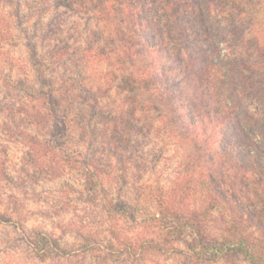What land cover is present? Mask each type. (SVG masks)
Returning a JSON list of instances; mask_svg holds the SVG:
<instances>
[{
  "label": "trees",
  "instance_id": "trees-1",
  "mask_svg": "<svg viewBox=\"0 0 264 264\" xmlns=\"http://www.w3.org/2000/svg\"><path fill=\"white\" fill-rule=\"evenodd\" d=\"M6 1L0 0V6ZM111 2L128 8L132 22L128 23L129 34L125 38H129L133 45L130 54L129 47L123 44L102 52L99 64L108 68L101 75L107 79L105 91L108 92L118 80L129 93H134L139 85L149 80L153 86L146 97H128L127 107L117 114L101 111L95 96L76 106L73 113L76 116L82 113L79 118L83 127L87 126L96 133L98 130L109 145L114 139L111 146L114 165H111L110 155L106 159L99 154L92 156L93 169L84 165V158L79 161L83 167L84 186L88 192L98 194L96 186H102L103 179L112 184L113 180L124 178L118 170H125L124 157L130 147V133L137 126L139 117L136 115L143 113L146 119L150 118L148 111L157 109L156 98L160 99V105L162 100L174 105L173 113L179 120L184 141L188 140L187 145L191 148V152L183 154L177 164L184 167L191 160L194 172H186L185 181L190 186L187 188L184 184L180 187L185 195L173 190L174 195L163 196L164 186H157L159 189L155 194L152 186L150 198L157 209L141 220H135L127 201L106 198L102 208L104 205L103 213L110 222V236L105 243L106 255L101 258L119 253L125 257V264H134L130 256L139 261L141 258L135 264H143L147 254L173 253L200 264H210L229 262L230 257L239 254L247 264H264L261 250L264 246V44L255 40L250 54L239 53L238 45L248 41L243 35H237V22L225 17L218 19L209 6L196 0ZM99 15L101 19L112 18L102 11ZM0 19L4 32L10 37V24L6 25L2 17ZM121 22L126 24V21ZM26 46L29 62L40 63L35 44L28 42ZM157 47L165 53L175 74L169 75L164 65L148 60L144 49ZM125 48L127 52L122 51ZM133 49L137 53L141 51L144 62L138 72H134L138 64ZM254 54L257 55L254 60L245 58ZM41 70L37 79L41 87L34 92L25 89L26 77L18 79L17 86L23 90H20L22 94L11 115L19 114V118H24L25 124L31 127L46 126L38 136L24 130L15 131V136L28 146L31 161L48 171L44 173L51 177L61 171V161L68 164L76 161L62 150L68 143L66 137L72 120L66 118L72 107H67L66 100L56 95L59 87L55 80H48ZM251 73L258 76L254 79ZM181 84H185L189 92H194L180 95ZM219 88L226 92H219ZM163 117V114L159 116L160 119ZM144 128L141 132L146 135L149 128L145 124ZM108 132L111 133L109 136ZM108 163L112 166L109 171L100 168ZM136 165L138 170L142 167L147 171L150 167L143 162L142 166ZM198 186L203 188L205 201L197 205L194 198L188 205L187 191L193 195ZM220 205V215L214 221L211 207L219 208ZM125 216L138 221L136 225L142 223V228L146 225L143 231L130 235L129 232H120L119 224L125 221ZM180 240L185 249L179 246L177 241Z\"/></svg>",
  "mask_w": 264,
  "mask_h": 264
},
{
  "label": "rangeland",
  "instance_id": "rangeland-1",
  "mask_svg": "<svg viewBox=\"0 0 264 264\" xmlns=\"http://www.w3.org/2000/svg\"><path fill=\"white\" fill-rule=\"evenodd\" d=\"M196 1L209 6L218 19L225 17L237 22V35H243L248 41L238 45L239 53L250 54L255 40L264 44V0ZM99 11L108 13L112 18L101 19ZM1 17L6 25L10 24V37L4 32L0 19V264H125L123 254L101 258L106 255L105 243L110 236V222L103 213L104 205L102 208L105 199L114 197L127 201L135 220H141L157 209L150 198L152 186L155 194L159 189L157 186L165 187L161 188L163 196L173 194V190L184 194L180 187L184 184L187 188L190 186L185 181L186 172H194L191 160L184 167L177 164L183 154L191 152V148L187 145L188 140L184 141L179 120L173 113L174 105L164 100L160 105V99L156 98L157 109L148 111L150 118L146 119L143 113L136 115L139 117L137 126L130 133V147L124 155L126 171L118 168V174H124V178L119 177L112 184L103 179V185L96 186L98 194L88 192L84 186L86 182L79 161L84 158V165L92 168V156L99 154L106 159L110 155L111 165H114L115 158L111 156L114 139L109 145L98 130L96 133L87 126L83 127L79 118L82 113L77 116L73 113L76 106L95 96L101 111L117 114L127 107L128 97H146L153 86L149 80L139 85L132 95L123 89L118 80L119 83L105 91L107 79L101 75L108 68L99 64L102 52H109L114 46L123 44L129 47L130 54L133 45L129 38H125L129 34L128 23L132 22L128 8L114 5L111 0H7L1 3ZM121 21H126V24ZM28 42L35 44L40 63L29 62ZM144 50L149 61L164 65L169 75L175 74L161 48ZM122 51L127 52V48ZM133 52L138 64L134 72H138L144 67L142 53L134 49ZM256 57L254 54L245 58L254 60ZM39 69L48 80H55V85L59 87L56 95L66 100L67 107H72L66 118L72 120L66 137L68 143L62 150L76 161L70 164L61 161V171L51 177L45 175L48 171L31 161L28 146L15 136V131L19 130L38 136L46 126L31 127L25 124L24 118H19V114L11 115L22 94L20 90H23V87L17 86L18 79L26 77L25 89L34 92L41 87L37 81ZM251 76L255 79L258 75L251 73ZM179 89L180 95L194 92H189L185 84H181ZM222 89L218 91L226 92ZM69 102L72 104L69 105ZM84 104L82 106L88 107ZM161 114L164 117L160 119ZM144 124L149 128L146 135L142 133ZM8 127L9 130L6 129ZM106 134L109 136L111 133ZM142 162L150 166L147 171L142 167L136 169V164L142 166ZM110 167L109 163L105 167L100 165L105 171ZM198 187L193 195L187 191L185 198L188 205L194 198L197 205L205 201L203 188ZM221 206L211 207L214 221L220 215ZM129 216H125L124 220L130 223L120 222V232H129L130 235L143 231L146 225L143 228L142 223L136 225L138 221L134 222ZM177 242L183 248L182 241ZM261 250L264 253V246ZM179 255L151 253L143 258V264H200ZM231 258L229 262L210 264H247L242 255L236 254ZM130 259L134 264L139 261L133 256Z\"/></svg>",
  "mask_w": 264,
  "mask_h": 264
}]
</instances>
